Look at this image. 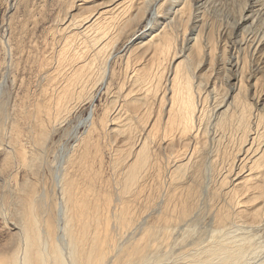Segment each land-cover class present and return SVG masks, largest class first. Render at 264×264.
Returning <instances> with one entry per match:
<instances>
[{
	"label": "bare ground",
	"instance_id": "bare-ground-1",
	"mask_svg": "<svg viewBox=\"0 0 264 264\" xmlns=\"http://www.w3.org/2000/svg\"><path fill=\"white\" fill-rule=\"evenodd\" d=\"M88 1L90 0H81L79 1V3L77 1L78 3L77 5H72L73 7L67 10V13L65 14L67 15L66 16L67 18L69 16L68 20L64 23L63 26L59 25L60 28L62 26L63 28L62 30H64L68 26H69L68 27L69 29L71 27L70 25H72V27L73 25H75L74 26L75 29L73 32V30H71L70 28L73 34L72 33L69 34V32L66 33V37L64 38L65 39L64 45L62 46V48L60 46L61 49L58 52L59 61H60L59 71L62 69L61 67L66 68V65L71 66V70L69 71L70 72L69 74L67 73V75L64 76L65 79L63 83L60 84L62 86L60 88V92L57 93L59 94L58 101H55V103L57 102V110L55 111L52 108V110L55 111L54 113H57V116H58L60 113L62 114V111L67 110L68 102L70 103V101L68 100L70 98H74L75 96L76 98L83 97L89 93L91 94V91L94 90L95 88L98 87V89H100L99 86H101V89H102L101 84H103V82L105 84V81H107L106 88L108 90L112 89L117 94L118 85L117 86L111 85L113 84L112 79H114L113 78L114 71L109 72L108 67H107L108 61H109L108 59L111 53L113 54V50L116 48V46L120 42H122L120 40H122L123 37H126L125 38L126 40L125 41L123 40L124 41L123 49H125L126 56L128 55V63L132 61V58L134 59L133 61L137 63V65L134 66L135 67L134 70L132 68H131L132 70H130L132 72L130 75L132 86L129 89H127L126 94L124 95L123 105H121L119 109L113 106V108L115 107L117 109L115 110L116 114L114 113L111 115L109 113L110 111L109 107H107L106 109L104 108L103 112H101V115L95 121L93 117L94 116L93 113L89 112L88 113L89 115L87 116V118L84 119V122H86L87 120L89 121V118L91 119V121L88 122L89 128L87 129V131H94L99 126L103 127L105 125L107 126L108 124L111 125L112 127H115L117 125V122L120 119V112L125 110V109L124 110L122 109L123 106H125L128 112V116L126 119H124L125 122L121 124L120 126L121 128L117 125L120 128L119 130H124L126 133H128V136L130 133H133V131H138V129L141 126L143 129L142 130L143 132L147 131L146 138L144 136L145 138L144 141L141 140L138 146L134 144L132 147L131 145L129 146L131 149L129 150L131 151L130 153L131 156L126 162V167H125L126 170L123 169L124 165L122 167L123 171H125V176H123L124 188L125 189L127 188L126 189L127 191L128 189H130V187L131 188L135 187L136 189H138L137 191H139L138 187L141 185L144 186L143 183L141 185L139 184L141 177L143 180H145L144 175L146 172L149 173L147 170L149 169L150 166H152V161H153L151 159V151H152L151 149L153 148L150 147L151 144L149 145V140L150 139L152 140V138L156 139L157 137L161 135L163 139H166V137L171 135L173 131L174 133L175 131H179L181 136L188 137V140L190 139V141L192 138L193 142H192L191 148L189 147L190 143L188 142V144L185 143L186 145H184L181 149H179V147H177L178 148L177 151L176 149H174L176 151L174 155L173 153L175 151L173 150L174 151L172 153L173 161L172 160L170 161L173 163L170 164L171 165L170 169L168 170L166 169V171L169 172L170 177L173 179L172 181L175 182L177 179L181 180L183 176L181 175L182 177L180 179V176L179 178H177L178 177L177 175L184 174L183 172L187 171L186 167L188 165L190 166L188 167V169L191 168V166L193 165H198V167L204 168L207 174L206 175L207 177H205L207 178V180L210 176L213 177V172L215 173V171H217L216 169H218L219 172H222V170L225 169L224 170L225 172L220 173V177L218 179L219 181L216 180L218 177L216 178V176L214 175L215 182L217 181L220 183V184L219 183L217 184L220 185L219 187H220V190H222L223 192L222 194L224 196V200L222 203V207L217 206L218 208H214L215 206L214 204H210L208 206L209 213L207 214H208L209 220L207 223L211 226L210 235L213 238L211 240L209 239L208 243L206 242L207 239H205V242L207 244L204 243L205 245L203 246L201 244L202 239L199 237H192L194 233L191 235L190 234L191 231H189L190 233L188 235L189 236L191 235V238L188 237L185 243L183 242L184 239L177 236L181 241L182 240L183 241L180 242V244L178 243L179 245L174 242L175 245L178 246L176 247L174 244H172L173 243L172 234L178 228L180 232L181 231L184 232V230L190 226L192 228L191 230L193 231L194 226L192 225H194L197 222V221L193 222V220L194 218L196 219V217H198V216H194L195 214H193L192 212L193 209L194 210L197 209V208L195 209V206L197 204L196 203L197 201L195 202L197 194L199 193V195L200 194L202 195L204 192L205 193L207 192L209 194L208 197H211V196L213 197V195L211 194L212 192H215V191H211V194H210L209 193L210 191L208 192V188H205V191H204V189L202 188L203 187L202 185L206 182L208 183L206 179H205L206 182L204 180V183L202 185L200 183L202 180L201 179L199 182L200 186L198 185V187L189 189L188 197L185 196L186 198L185 199L183 198V200L180 198L179 200H182V201L178 202L180 203L179 205L177 203L178 205L177 208L176 207L171 208V205L169 202H166V201L162 202L161 208L160 206H158L160 208L159 210H161V215L160 217L159 216L157 217L160 219L156 218L157 220V223H156V221L153 220L154 217L152 218L153 222L156 223L157 225L156 224L148 225L146 222L142 223L140 228L138 229L139 232L134 236H129V237L127 236L126 238L127 240H125L126 243L124 244L122 243V245L120 246V250L118 249V251H120L118 255H113L112 252L117 247L116 240L118 241L119 239L118 238L115 240V237L119 236L120 232L118 235L116 234L114 237L113 234H110L109 231L111 229L109 230L110 227L107 225L110 223V221H108L109 223H107V218H108L109 212L111 211L109 210V207L107 208V206L111 204L109 202L112 200L111 199L112 197L111 198L108 197L109 199H111L110 201L109 199L103 200V202L106 201L104 202L106 204V207L104 206V208H107V210H109V212H107V210L106 212H104L105 215L107 213L106 220L103 219L102 215H101L102 218H98L96 217L98 216V214L95 213L96 215H94L92 214L93 212H87V211H91L88 209L89 208L88 200L90 198L88 197L89 199H87V197L85 196L86 194L84 195L83 192L80 191L81 186L79 187V185H83V184H80L78 178L76 179L70 174L68 169L65 167L68 164L67 163L64 166L65 168L61 166L63 168V172L61 173V175L59 174L60 179H61L60 184H61L62 192L65 198V202H66V204L64 203L65 206L61 208V211H63L62 219L63 218L65 219L63 220L65 222H62V224L64 223L63 228L65 230V234L63 235L60 234L62 236V238H60L61 236H58L53 231L54 221L52 222L51 220H48V219H40V216L38 217L36 213L38 211H35L37 207L36 206L37 200H36V195H35L36 188L34 189L33 187L32 189H30L29 191L30 193L28 192L30 195L29 194L28 195L29 197L31 196V198L29 199V207H28L29 209L27 211L26 219L22 217L23 215L21 216V218H23V224H24L22 228L24 233L22 232V234H25V236L23 235L25 237L24 239L25 241H22V242H26V245L24 246L25 256L23 257V261H21V264L22 263L23 264H51V263L52 264H66L65 256H64L65 248L63 247L64 244H62V241L65 242L67 238H68V241H66L65 244L69 245L68 248L72 256V259H71L72 264H150V263L152 264L153 263L155 264H245V263L264 264V257L257 258L258 256H256L259 253L260 249L263 248L261 246L262 245L264 246L263 244L264 241L258 243L255 241L254 234L253 235H250L248 233L246 234L244 233L245 230L243 231V229L247 228L248 224L249 225L252 224V223L250 224V222L248 221L249 220L248 218L250 219L253 218V221L256 218L258 219L263 218L264 220V102H261V104H259L254 109L253 102L250 101V99L246 96L247 93H245V91L247 88L246 87L247 83L245 82L244 74H243L244 67H246L245 66L246 62H245V59L240 61V56H239L241 54L240 52L241 51L244 52L245 49H248V51H251L250 54L252 53L257 56H264V0H251V3L249 4L247 8L246 13H244L238 19L234 28L231 30L228 28L227 25H224V27L222 24L218 26L208 16V15H211V13L216 12V7H215L216 0H106V1L103 0L104 2H102L99 6H95V7L89 6ZM94 2L96 1L94 0ZM62 5H63V2H62ZM58 35H57L58 38L63 37V36H60V33ZM227 42L229 43L228 45H226ZM56 44L58 46V43ZM218 44H220V47L218 50H216L218 48ZM227 47L229 49V57L231 58V66L233 67V70L235 71V79H234L235 81L231 84V93L229 95L226 94L222 97L219 96V88H218L219 86L217 84L218 76L216 75L212 79L211 84L207 86L204 92H202L201 90H202V86L204 83L202 80L204 79V74L203 73L198 74V70L204 64H207V61L205 59V61L199 63L200 60L202 58H207L208 60L212 62L216 58H218V60L222 62L226 56ZM244 53H246V50ZM124 58H125V55H124ZM196 64H197V67H196ZM48 66L51 67L49 64ZM68 68L70 69V67ZM167 68H170L168 73H166V71L168 70ZM107 72H109V74ZM116 78L118 79V77ZM257 83H258V79H256L253 83L251 81V83H249L248 85L249 87L252 88L256 86ZM136 88L142 89L143 92L135 93V95L134 94L132 95V92ZM140 89H138L136 92H138ZM98 91L99 90H96L97 93ZM97 93H96V96H97ZM89 96L90 95H88V97ZM54 98L55 97H53V99ZM215 98H218L216 104L213 107L209 108V106L207 105V102L210 99H215ZM97 99L98 98H96V100ZM72 100L73 99H71V101ZM77 101H78V98H77ZM90 101H89V104H90ZM78 102L74 101L73 104L76 103L75 105H78L77 104ZM107 102H108V99H107ZM141 104L145 105L142 111L140 110ZM47 105H43V106L47 108ZM53 105L55 104H52V106ZM75 105H73V107H75ZM110 108H112V106ZM45 110L46 109L44 108H39L37 111H38V114L42 116L45 114L49 115L50 114L49 111H46L45 114L42 113ZM69 110L71 111V109H69L68 107L67 111L69 112ZM121 114L123 115V113ZM30 116L32 115L30 114ZM54 116L55 114L53 115V117ZM38 118L39 119L35 118V120L36 119L38 120V121L36 120L38 122L37 129L41 131L44 137L45 131L47 133L50 130V128H48L50 126L47 127L49 129V130L47 129L48 130L47 131L45 129L46 127L44 126L45 122L42 121L43 119L41 120L42 117L41 118L38 117ZM122 118H124V116ZM120 121L118 122V124L121 123ZM58 122H59L58 123L59 125L61 121H58ZM14 128H16V126ZM116 131L118 130L116 129ZM205 131H208L206 137L204 136V134L206 135ZM15 132H17V130ZM15 132H14V138L16 136ZM128 136L126 135V138ZM133 137H136V135ZM183 137H181V139ZM167 138L173 139L172 137H167ZM88 140L89 139H87V141ZM124 140L125 139H123V141ZM205 140L207 142H211V145H210L211 147L210 148L208 147V149H206L207 142H205ZM18 142H20V140H18ZM16 143L14 145H16ZM91 144L89 143V145ZM128 144L129 143L125 145L128 146ZM86 145L88 146V143ZM86 145H85V148H86ZM171 145L174 146L173 142ZM169 146L170 145H168V147ZM16 148H17L18 154L20 155V157H22L23 160L29 158L27 156V151H24L23 148L19 145V143L18 145H16ZM171 148L173 149V147ZM83 149H84V146H83ZM89 149L87 147V150ZM93 149L92 151H94ZM82 151L84 152V150ZM29 153L32 154V152H29ZM97 153H95V155ZM118 153H120V151ZM165 153L167 154V152ZM168 153H171V152H168ZM116 154H117V151L115 155ZM33 155L34 154H32L31 156ZM88 155L90 156V154ZM64 156H65V153L62 154V160L64 159ZM83 156H80V157H83ZM123 156L125 157V154ZM75 157L76 156H74V159ZM85 157L86 156H84V158ZM127 157L128 156H126V158ZM115 158L119 160V157L117 158V156H115ZM7 159L9 162L10 159L9 158ZM7 159L3 161L4 164L7 163L6 161ZM67 159H68L67 161L73 163L74 159H71V157H70V160H69V157H67ZM169 159L170 158H168V160ZM29 160L30 162L26 161L27 162L26 165L28 163L31 164L32 160L31 159ZM123 161L124 160H122V163ZM89 164L90 163H88V165ZM162 164H163V161H162ZM88 165L86 162V168L88 167ZM92 165H89V166H92ZM160 166L162 165L160 164ZM163 166H165V164ZM167 166L168 165H166L165 167L167 168ZM61 167H59L60 171L62 170ZM82 168H83V165H82ZM94 170L92 169V171ZM31 171H33V169ZM72 171H73V168H72ZM82 171L84 172V170ZM82 171H81V176H82ZM160 171L161 170L158 167L156 170H154V175L153 176L151 175V176L153 178L154 177L158 178L161 173ZM196 171H199V170H196ZM86 172L84 174L86 177H88L87 176L88 174L86 175ZM219 172H217L216 174H218ZM75 173L76 172H74V175ZM199 173L200 172H198L197 174ZM163 174L161 173V178ZM93 175H95L94 172L92 176ZM169 175L167 176L169 177ZM89 176H91V174ZM151 176H149L150 177L149 180L152 178ZM175 176H177L176 177L177 179L174 181ZM204 176H205V173H204ZM163 177H165V175H163ZM157 178H155L156 180L155 179L153 180L158 182ZM163 179L164 178H162V180ZM84 181L86 180L83 179V182ZM210 181L211 180H209V182ZM92 182L94 183V181ZM120 182L123 183L122 181L119 180V183ZM160 182H163V181H160ZM173 182L171 183L170 181L171 184L167 182L168 183L167 185H172ZM188 182H190V180H188ZM212 182L214 181L212 180ZM228 182H229V185L225 187V184ZM209 184L207 185L208 187H209ZM147 185L145 184V186ZM150 185L151 183L149 184V186ZM163 186L165 185L163 184ZM175 186L172 185L171 187H175ZM187 186L188 185L185 184L186 190L189 188V186L188 188ZM171 187L170 189L172 190ZM124 188L122 191H125ZM181 189L183 188L181 187ZM132 190L134 191V189ZM132 190L131 191L129 190V191L132 192ZM155 191L157 190L155 189ZM173 191L169 190V192L170 193L172 192V193L169 196L167 195L169 197V199L167 198L168 200L172 201L173 199L177 197V195L179 196V194H177L176 191L174 192ZM84 193H86V190ZM120 193L122 194V192ZM141 193L142 192L140 191V194ZM81 194H83L86 197V199L84 197H81ZM105 194L106 196L104 198H106L109 195V193L108 194L105 193ZM137 194L139 197V193ZM137 194H136V197H137ZM109 196H111V194ZM94 198L95 199L97 198V201L101 203V200H98L100 197L98 198V196L97 197L95 196ZM94 198H93V202H95V204L98 205L97 201H95ZM101 198L103 199V197ZM134 198L135 197H133V199ZM156 199L154 200L156 201ZM176 199L178 200V197ZM209 199H210L209 200L210 202L212 198H209ZM220 199H222V197ZM107 203H109V205H107ZM134 203L136 205V202L133 201L132 204ZM212 203H214L213 199H212ZM132 204H130V206H132ZM139 204L140 203H138V205ZM23 206L26 208L25 205ZM121 206H119V208ZM137 206L135 207L136 211H137ZM156 206L154 205V207ZM119 208H117L116 212H119V211L121 212V210L123 209V207L121 210ZM127 208L128 206L126 207V210H123V212L120 213V220H118L120 221V228L122 229L124 227L127 228L132 223H136V221L133 222V220L135 219L133 216L134 214L138 215V213L134 212L133 214L131 212L132 215L130 216L131 214L130 213L128 216L129 210H127ZM130 208L133 209V207H129L128 209ZM148 209L150 208L148 207ZM176 209H177V212H176ZM173 210H175L174 212L176 214L175 213L172 214ZM102 211H104V209ZM101 212L99 211L98 213H101ZM89 213H91V215H94L96 218L93 216L95 219L90 220ZM139 215H141V211ZM118 216L119 214H117V219H118ZM141 216L144 217L143 215ZM177 219H180L179 221H184L183 224H181L178 221V224H180L179 227H177L178 225L175 222ZM136 220H140V219H136ZM92 221L93 223H95L94 224L95 228L93 229L92 227H90ZM147 221L151 222L150 219ZM158 221H160V223H158ZM187 221H189V223H187ZM191 221L193 222L192 225H190L192 223ZM153 222L151 223L154 224ZM245 222L246 223L249 222V223L246 224ZM256 222L258 223L259 221H256ZM256 222L254 224H257ZM228 224L229 226L232 225L233 228L232 227L228 228L227 227ZM18 225L20 226V228L22 227L20 223H17V226ZM58 225L59 224H56L57 227ZM134 225L135 224H132V227ZM91 226H93V224ZM128 228L129 230L131 229L130 227ZM205 228H207V226ZM22 229L20 231H22ZM132 229H134V227ZM202 230H203V227H202ZM239 230L243 232H238ZM212 231H215L216 233L213 234ZM121 232H124V230ZM44 234L46 236H44ZM121 235L122 234H120V236ZM183 235L186 236V234L184 233ZM183 235H180V236L183 237ZM175 238L176 237H174V239ZM120 239H123V238L121 237ZM170 244L172 245L171 247L169 246ZM199 244H200V247H199ZM173 245L175 246L174 248H177V249H175L174 253H172L175 256L171 257L170 252H173L172 251ZM2 248L4 249V247ZM12 249H11V252H12ZM13 250H15V248ZM15 251H13L12 254L10 252L11 255L9 256L8 255L4 256L2 254L4 252L1 250L0 251L1 252L0 253V264H19L20 262L19 255ZM115 251L117 250L115 249Z\"/></svg>",
	"mask_w": 264,
	"mask_h": 264
},
{
	"label": "rangeland",
	"instance_id": "rangeland-1",
	"mask_svg": "<svg viewBox=\"0 0 264 264\" xmlns=\"http://www.w3.org/2000/svg\"><path fill=\"white\" fill-rule=\"evenodd\" d=\"M71 1H72V3H71ZM74 1L73 0H60V1L59 0H0V249L4 253L6 252L5 254L2 253L4 256L5 255L9 256L12 254L13 251L16 250L15 252L19 255V261H20L19 264H21V261H23V257L25 256L24 255L25 254L24 253V246L26 245V242H22V241H25L24 240L25 234H22V232H23L22 228H23L24 224H23V218H21V216L23 215L22 217H24L26 219L27 211L29 209L28 208L29 207V199L31 198V196L29 197V195H30L29 191L33 187H34V189L36 188L35 195H36V200H37V204H36L37 207H36L35 211H38V212H36L38 217L40 216V219H48V220H51L52 222L54 221L53 222V224H54L53 231L58 236H61L60 234H62V235L65 234V230L63 228L64 223L62 224V222H65V221H63L65 219L64 218L62 219L63 211H61V208L65 206L66 202H65V198H64V195L62 192V188H61V184H60L61 179L59 176V174L61 175V173L63 172V168H65V167L68 169V171L70 172V174L74 178H76V179L78 178L80 184H83V185H79V187L81 186L80 191H82L84 195L86 194L85 196L87 197V199L90 198L89 199L90 201L88 200V203H89L88 209L91 211H87V212H93L92 214H94V215L98 214V216H96V217H98V218L103 217V219L106 220L107 213L105 215L104 212H106L108 207H109V210H111L110 211L111 213L109 212V210H107V212H109V214H108L109 220L107 218V223H109L108 221H110V223L107 225L110 227L109 230L110 229L112 230V231L110 230L109 232H110V234H113L114 237L116 234L118 235L119 232H120V234H122L121 236L119 234L120 237L119 236L115 237V240L119 238L118 241L116 240L117 247L119 244L120 245L118 248L117 247L115 248L117 251H115V249H114V251L112 252L113 255H118V253L120 252V251H118V249L120 250V246L122 245V243L123 244L126 243L125 240H127L126 239L127 236L128 237L134 236L139 232L138 229L140 228L142 223L146 222L148 225L149 224L155 225L157 223L156 218L160 219L157 216L160 217V215H161V210H159V209L161 208L162 202H164V201L169 202L171 205V208H174V207L177 208L178 205L180 204L178 202H181L183 200V198L185 199L186 197H188L189 189H192L194 187H198V185L200 186L199 182L201 179H202L200 182L201 185L204 183L205 179L207 180V178H205V177H207L206 176L207 174H206L204 168L198 167V165H193V166H191V168L188 169V167H190L188 165L186 167L187 171L183 172L184 174H180V175H177L178 177L177 176L174 177V181L177 178H179V176H180V179L182 176L185 179L182 178L181 180L177 179L175 182L172 181L173 179L170 177L169 172L166 171V169L168 170L171 168L170 164H172L173 162H170V161L172 160V157H173L172 153L175 151L174 149H176V151H177L178 150L177 147H179V149H181L184 145L188 144V142L190 143L189 147L191 148L192 142H193L192 138L190 141V139L188 140V137L181 136L179 131H175V133L173 131L172 133H173L174 137H173L172 133H171V135L167 136V137H172L173 139L167 138V137H166V139H163V137L161 135V136L157 137L156 139L152 138V140L151 139L149 140V145L151 144L150 147L153 148V149H151L153 151V152L151 151V159L153 161H152V166H150L149 169L147 170L149 173L146 172L144 175L145 180H143L141 177L139 184L141 185L143 183L144 186H142V185L139 186L138 187L139 191H137L138 189H136L135 187H132V188L130 187V189H128V191H127L126 190L127 188L126 189L124 188L123 176H125V171H123V169L126 170V168H125L126 162L129 159V157L131 156L130 155L131 151H129L131 149L129 146L131 145V147H132L133 144L138 146L140 144L141 140L142 141L145 140L146 135H147V133H146L147 131L143 132L142 131L143 129L141 126L138 129V131H133V133H130L128 136V133H126L124 130H119L121 128L120 127L121 124L123 122H125L124 119H126L128 116V112H127L125 106H123V108H122L123 110L125 109L124 110L125 112L121 111L120 112V119L118 118L119 121L122 119L123 120L120 121L121 123H119V124H118L119 121L117 122V125L120 128L117 125L115 126L116 127L115 128V127H112L111 125L108 124L107 126L105 125L103 127L99 126L94 131H87V129L89 128L88 122L91 121V119L89 118V121L87 120L86 122H84V119L87 118V116L89 115L88 113L89 112L93 113V115H94L93 117H94L95 121L101 115V112H103L104 108L106 109L107 107H109V110H110V111L108 110L109 113L111 115L114 113L116 114L115 110L119 109L121 107V105H123L124 95L126 94L127 89H129L132 86V81L130 78V75L132 72L130 70H132V69L134 70V68H135L134 66H136L137 63L135 61H133L134 60L133 58H132V61L130 63H128V55L126 56L125 49H123V47H124L123 43L126 40L125 39L126 37H123V39L120 40L122 42H120L116 46V48L113 50V54L111 53V55L109 56V59H108L109 60L108 66H107L108 70H109V72L114 71V77H113L114 79H112L113 84H111V85H114V86L118 85L117 94L112 89L108 90L106 88V85H107L106 82L107 81H105V84H104V82H103V84H101L102 89H101V86H99L100 89H98V87L95 88L94 90L91 91V94L89 93L86 96L77 97L79 102L77 101L76 96L74 98H70L68 100V101H70V103L68 102V107H69V109H71V111L69 110V112H68L67 111L68 107H67V110L62 111L63 115L60 113L57 116V113H54L57 110V102L55 103V101H58V95L59 94H57V93L60 92V88L62 86L60 84L63 83V81L65 79L64 76H66L67 73L69 74L70 73L69 71L71 70V66L66 65V68L61 67L62 69L59 71L60 61H59V55H58L59 53L58 52L62 48V46L64 45V42H65L64 38L66 37V33L69 32V34H71V33L73 34L74 29H75L74 28L75 25H73V27H72V25H70L71 26L70 28H71V30H73V32L70 30V28L68 29L69 26L66 27L67 29L65 28L66 31H65V29L62 30L63 29L62 26L64 25V23L69 18V16L67 18L66 17L67 15H65L67 13V10L72 8L73 7L72 5H77L79 3V1H81V0H74ZM77 1H78V3H77ZM95 1L96 2H94V0L88 1L89 2L88 5L91 7L99 6L102 2H104L106 0H104V1L103 0H95ZM62 2H63V5H62ZM91 2H93V3H91ZM250 3H251V0H216V2H215L216 12L211 13V15H208V16L218 26H220L221 24L223 25V27H224V25H227L228 28L231 30L234 28L238 19L244 13H246L247 8H248ZM67 5H69L70 7ZM60 14H62V15H60ZM55 17L57 19L58 18L59 19L57 20ZM58 23H60V24H58ZM134 24H136V23H134ZM59 25H62L61 28ZM57 26H58V28H57ZM57 33L58 34L60 33V36H63V37L58 38L59 35ZM61 34H63V35H61ZM56 43H58V46ZM50 44H51V46H50ZM228 44L229 43L227 42L226 45H228ZM60 46H61V48H60ZM219 47H220V44H218V48L216 50H218ZM245 50H246V53H244ZM245 50H244V52L241 51L240 52L241 54L239 53L240 54L239 55L240 61L245 59V62H246V64H245L246 67H244V73H243L245 82L247 83V85H246L247 88H246L245 93H247L246 96L250 99V101L253 102L254 109H255L259 104H261V102H264V56H257V55L252 54V53L250 54L251 51H248V49H245ZM243 53H244V55H243ZM124 55H125V58H124ZM251 55H252V57H251ZM205 59L207 61V64H204L198 70V74H201V73L204 74V79L202 80L204 83H203L201 91L204 92L206 90L207 86H209L211 84L212 79L216 75V76H218L217 84L219 86L218 87L219 88V96L222 97L226 94L229 95L231 93V84L235 81L234 80L235 79V71L233 70V67L231 66V58L229 57L228 47H227L226 56L222 62H220L218 60V58H216L212 62L210 60H208L207 58H202L199 63L205 61ZM48 64L51 67H49ZM68 67H70V69ZM196 67H197V64H196ZM207 68H208V70H207ZM167 69L168 70L166 71V73L169 72L170 68H167ZM125 70H126V72H125ZM109 72H107V73L109 74ZM127 72L129 73V75ZM52 76H54V77H52ZM116 77H118V79ZM128 77H129V79H128ZM61 79H63V80H61ZM127 79H128V81H127ZM256 79H258L257 85L252 87V88L249 87L248 84L251 83V81L253 83ZM51 82H52V84H51ZM58 85H59V87H58ZM122 87H124V88H122ZM138 89H140V88L134 89V91L132 92V95L133 94L135 95V93L143 92L142 89H140L138 92H136ZM96 90H99L98 93L96 92ZM53 91H54V93H53ZM102 91H103V93H102ZM96 93H97V96H96ZM108 93L110 94V96ZM93 94H94V96H93ZM88 95H90V96L88 97ZM53 97H55V98L53 99ZM85 97H86V99H85ZM109 97L110 98L112 97L115 101L112 98L110 99ZM96 98H98V99L96 100ZM71 99H73V100L71 101ZM107 99H108V102H107ZM217 100H218V98L210 99L207 102V105L209 106V108L213 107L216 104ZM74 101L78 102L77 103L78 105H75L76 103L73 104ZM89 101H90V104H89ZM52 104H55V105L52 106ZM43 105H47V108ZM73 105H75V107H73ZM111 106H112V108H110ZM113 106H115L117 109L115 107L113 108ZM140 107L142 108V109L140 108V110L142 111L144 109L145 105L141 104ZM39 108L46 109L44 112H42L43 114H45L46 111H49L50 114L49 115L45 114L43 116L38 114L37 110ZM52 108L55 111L52 110ZM25 112H26V114H25ZM28 113H30L32 116H30V114H28ZM53 113L55 114V116H54L55 118L53 117V115H54ZM121 113H123V115ZM66 115H68V116H66ZM123 116H124V118H122ZM38 117H40V118L42 117L41 120L43 119L42 121L45 122L44 126L46 127L45 128L46 130L48 128H50V130L48 129L49 131L47 130L48 131L47 133L45 131L44 137H43L41 131H39V129H37L38 128V122H37L38 120L37 119H39ZM35 118H37L36 119L37 121L35 120ZM33 119H34V121H33ZM57 120L61 121L59 125H58L59 122ZM109 123H111V122H109ZM14 125L16 126V128H14L15 127ZM56 125H58V126H56ZM48 126H50V127H48ZM110 127H112V128H110ZM13 128H14V130H13ZM113 128H114V130H113ZM106 129H108V130H106ZM116 129L118 131H116ZM16 130L18 133L15 132ZM99 130H100V132H99ZM20 131H22L23 134ZM14 132L16 134V136H15L16 140L14 138ZM176 133H178V134H176ZM205 133H206V135L204 134V136L206 137L208 131H205ZM33 134H34V136H33ZM39 134H40V136H39ZM132 134H134V135H132ZM138 134H140L141 136ZM85 135H86V137H85ZM126 135L128 136L127 137L128 139L126 138ZM135 135H136V137H133ZM123 136H125V137H123ZM144 136H145V138H144ZM33 137H34V139H33ZM181 137H183V138L181 139ZM87 139H89V140L87 141ZM123 139H125V140L123 141ZM133 139H135V140H133ZM18 140H20V142L22 144L20 142H18ZM174 140H175V142H174ZM177 140H179V141H177ZM168 141L169 142L171 141L170 142L171 144L173 142L174 146L171 145ZM13 142H15V143L17 142L16 145H18V143H19V145L23 148V150L27 151V156L29 157V158H27L28 160L27 159L23 160L22 157H20V155L18 154L16 145H14L15 143H13ZM132 142H134V143H132ZM135 142H137V143H135ZM205 142H207V141L205 140ZM87 143H88V146L86 145ZM89 143L90 144L92 143V144L89 145ZM127 143H129L128 146L125 145ZM166 143H168V144H166ZM84 144L86 145V148H85ZM168 145H170V146L168 147ZM210 145H211V142H207L206 149H208V147L210 148L211 147ZM13 146H15V147H13ZM83 146H84V149H83ZM118 146H119V148H118ZM158 146H160V147H158ZM166 146H167V148H166ZM87 147H88V149L89 148L90 149L87 150ZM171 147H173V149ZM121 148L123 150L124 149L125 150L123 151ZM92 149L94 151H92ZM29 150H31V151H29ZM82 150H84V152ZM126 150L128 151V153ZM97 151H98V153H97ZM116 151H117V154L115 155ZM119 151H120V153H118ZM125 151L127 154L125 153ZM176 151L173 153V155L176 153ZM29 152H32V154H34V155L31 156L32 154H30ZM94 152L97 154L95 155ZM165 152H167V154ZM168 152H171V153H168ZM63 153H65V156H64V159L62 160V154ZM163 153H165V154H163ZM88 154H90L91 157ZM124 154H125V157L123 156ZM161 154H162V156H161ZM69 155H71V156H69ZM83 155L86 156L85 157L86 159L84 158ZM119 155L120 156L122 155L123 158H122V156L120 157ZM74 156H76L78 158L75 157V159H74ZM80 156H83V157H80ZM115 156H117V158L119 157V160L121 162L118 159H116ZM126 156H128V157L126 158ZM156 156L159 158H157ZM160 156L162 159L160 158ZM67 157H69V160H70V157H71V159H74L73 163L67 161L68 160ZM7 158L10 159L9 162H8ZM90 158H92V159H90ZM93 158H95V159H93ZM168 158H170V159L168 160ZM5 159H7L6 160L7 163L5 162L6 164H4V162H3V161H5ZM29 159L32 160L31 164L28 163L26 165L27 162H30ZM77 159H78V161H77ZM83 159L85 162L83 161ZM80 160H81V162H80ZM90 160H91V162H90ZM117 160L119 161V163ZM122 160H124L123 163H122ZM156 160L157 161L159 160V161L157 162ZM162 161H163V164H162ZM86 162H87V165H88V163H90L89 165H92V164L93 165L92 166L88 165V167H87L88 169H87L86 168ZM62 163L63 164L65 163V164L63 165ZM121 164H122V166H121ZM153 164H155L156 166ZM160 164L162 166H160ZM164 164H165V166L168 165L167 168L165 166H163ZM82 165H83V168H82ZM123 165H124V167H123ZM71 166L73 168V171H72ZM59 167L62 168L61 171H60ZM122 167H123V169H122ZM158 167L161 170L160 172L162 174L164 173L163 175H165V177H167V178L163 177V175H162V178H164L162 180L161 173H160V176L158 177L159 179L157 177H154V178L152 177L154 175V170H156ZM70 168H71V170H70ZM80 168H82V169H80ZM94 168H95L96 172H95ZM32 169H33V171H31ZM92 169L94 171H92ZM80 170L81 171L84 170V172L82 171V176H81ZM196 170H199V171H196ZM216 170L217 171H215V173L213 172V177L210 176L208 178V180H207L208 183L205 180V182L207 184L204 183L205 185L204 184L202 185L203 186L202 188L204 189V191H205V188H208V192L210 191L209 192L210 194H211V191H215V192H212V194H211V195H213L215 200L212 196L208 197L209 194L207 192L206 193L204 192L202 195L200 194L201 196L199 195V193L197 194L196 200H195V202L197 201L195 209L196 208L197 209L196 210L193 209L192 212H193V214H195L194 216H198L199 218L198 217H196V219L194 218L193 222L197 221L194 225H192L193 222L191 221L192 223L190 225L194 226L193 231L191 230L192 229L191 226L187 227V229H185L187 231H185V230H184V232L181 231L182 234H181L179 228L176 229L175 232H173L172 237H173V239H174V237H176L177 239L176 238L174 240L172 239V242H173L172 244H174V245H175V243L180 244V242L183 241V240L181 241L178 237L184 239L183 242L185 243V241L188 239V237L191 238V235L193 233H194V235H192V237H199L202 239V243H201L202 246L207 244L209 239L211 240L213 238L210 235L211 234V231H210L211 226L207 223L209 220V217L207 214V213H209L208 206L210 204H214L215 205L214 208H218L220 206L222 207V203L224 200V196L222 194L223 192H222V190H220V187H219L220 183L217 181H219L218 179L220 177V173L225 172L224 171L225 169L222 170V172H219L218 169H216ZM74 172H76L75 173L76 177L74 175ZM85 172H86V175L88 174L87 176L90 177L91 179L85 176V174H84ZM93 172L95 175L92 176ZM121 172H122V174H121ZM198 172H200V173L197 174ZM217 172H219V173L216 174ZM186 173H188V174H186ZM204 173H205V176H204ZM90 174H91V176H89ZM148 174H150V175H148ZM167 175H169V177ZM214 175L216 176V178L218 177L216 179L217 180L216 182L214 179L215 178ZM84 176H85V178H84ZM149 176L152 177L150 180H149V178H150ZM92 177H93V179H92ZM99 177H100V179H99ZM155 178H157L158 182L155 181L156 180ZM210 178H212V179H210ZM83 179L86 181L83 182ZM153 179H155V180H153ZM115 180H116V182H115ZM119 180L122 181L123 183L120 182L121 183L120 184ZM169 180L171 181V183L173 182V184H172L173 186H175V185L176 186L171 187L172 185H167L168 183L171 184ZM188 180H190V182H188ZM195 180H197V181H195ZM209 180H211V181L209 182ZM212 180L215 183L212 182ZM92 181H94V183ZM160 181H163V182H160ZM36 182H37V184H36ZM91 182H92V184H91ZM150 183H151V185L149 186ZM161 183H163L165 186H163V184H161ZM177 183H178V185H177ZM193 183L197 186H195ZM217 183H219V184H217ZM35 184H36V186H35ZM145 184L146 185L148 184V185L145 186ZM152 184H153V186H152ZM157 184H159V185H157ZM181 184H183V185H181ZM185 184L189 186V188L187 186V188H188L187 190L185 188ZM208 184H209V187L207 186ZM214 184L216 185V187ZM228 185H229V182L225 184V187H227ZM98 186H100V187H98ZM170 187L172 188V190L170 189ZM181 187L183 189H181ZM210 187L212 190L210 189ZM99 188H100V190H99ZM123 188L125 189V191H122ZM143 188H144V190H143ZM132 189H134V191ZM155 189L157 191H155ZM218 189H219V191H218ZM85 190H86V193H84ZM129 190L130 191L132 190V192H130ZM160 190H162V191H160ZM169 190L170 191L174 190V191H176L177 194H179L180 197L177 195L178 200L176 199L177 197L175 199H173L172 201L168 200L169 199L168 196L172 193V192L170 193ZM140 191L142 192L141 194H140ZM147 191L149 194L147 193ZM120 192H122V194ZM94 193H96V194H94ZM105 193H107V194L109 193V195L111 194V196L108 195L106 198H104L106 196ZM137 193H139V197H138ZM218 193H219V195H218ZM83 194H81V197H84L86 199V197ZM136 194H137V197H136ZM140 195H141V197H140ZM153 195H155V196H153ZM95 196L96 197L98 196V198L103 197V199L102 198L98 199V200H101V203L103 202V200H106V199H109L112 197L111 198L112 200L109 199V201L111 200L112 202L110 201L109 203H111L113 206L111 204L109 205V203H107V205H109V206H107V208H104V206L106 207V204L104 203L106 201H104L101 204L99 201H97V198L96 199L94 198ZM202 196H203V198H202ZM133 197H135V198L133 199ZM156 197H157V199H156ZM221 197H222V199H220ZM93 198L95 199V201H97V204L99 206L96 205L95 202H93ZM140 198H142V199H140ZM145 198H146V200H145ZM153 198L156 199V201ZM180 198L182 200H179ZM209 198H212L214 203H212V199L209 202V200H210ZM120 199H121V201H120ZM127 200L128 201L130 200V201L128 202ZM137 200H139V201H137ZM133 201L136 202V205H135V203L132 204ZM143 201H145V202H143ZM216 201H217V203H216ZM138 203H140V204L138 205ZM145 203H146V205H145ZM150 203H152V204H150ZM177 203H178V205H177ZM91 204H92V206H91ZM103 204H105V205H103ZM119 204H121L122 206ZM130 204H132V206H130ZM23 205H25L26 208ZM154 205L155 206L157 205V206L154 207ZM119 206H121V207L119 208ZM127 206H128V208L133 207V209L127 208V210H129L128 216L131 212L133 214H134V212L138 213V215H139L140 211H141V215L144 216V217H142L141 215L138 216L137 214H134L133 217L135 219L133 220V222L136 221V223H132V224H135L133 226L134 229H132L133 228L132 224H130V226H128L130 228L132 227L130 230L128 227L127 228L124 227L123 229L120 228V221H118V220H120V213L123 212V210H126ZM136 206H137V211H139V212L136 211V208H135ZM158 206H160V208ZM97 207H98V209H97ZM99 207H100V209H99ZM101 207H103V208H101ZM122 207H123V209H122ZM148 207L150 209H148ZM117 208H119L120 210L122 209L121 212L119 210H118L119 212H116ZM141 208L143 209V211ZM93 209L95 210V212ZM101 209L102 210L104 209V211H102ZM157 210H159V211H157ZM23 211H24V213H23ZM99 211L100 212L102 211V212L98 213ZM147 211H149V212H147ZM174 211L175 210H173V212L171 211L172 214L175 213ZM13 212H14V214H13ZM114 212H116V213H114ZM176 212H177V209H176ZM196 212H197V214H196ZM132 213L130 214V216L132 215ZM142 213H144L145 215ZM56 214H57V216H56ZM117 214H119L118 219H117ZM94 215H91V213H89V217H90L89 219L90 220L95 219L96 217ZM101 215H102V217H101ZM150 216H152V217H150ZM91 217H93V218H91ZM152 218L154 221H156V223L153 222ZM20 219H22V220H20ZM136 219H140V220H136ZM149 219L154 224H152L150 221H147ZM248 219L247 220L250 222V224L251 223L252 224L249 225L248 224L249 222H247V223L245 222L246 224H248V226L246 229H243V231L245 230L244 233H246V234L248 233L250 235L254 234L256 242H258V243L263 242L264 241V220H263V218H260V219L256 218L254 221H253V218H251V219L248 218ZM179 220L180 219H177L175 221L176 224L178 225L177 227H179V225H180V224H178ZM204 220H205V222H204ZM137 221H138V223H137ZM200 221H201V223H200ZM256 221H259L258 222L259 224ZM179 222L181 224L184 223V221H179ZM198 222H199V224H198ZM255 222L258 225L254 224ZM17 223H20V225L23 224L22 227L20 228L19 225L17 226ZM24 223H25V221H24ZM158 223H160V221H158ZM187 223H189V221H187ZM56 224H59L58 227L56 226ZM92 224L94 227L91 226ZM94 224L95 223H93V221H92V223L90 225V227H92V229L95 228ZM202 224H203V226H202ZM61 226L63 229L61 228ZM118 226H119V228H118ZM206 226H207V228H205ZM202 227H203V230H202ZM227 227L233 228V226L232 225L229 226V224ZM21 229H22V231H20ZM118 229H119V231H118ZM123 230H124V232H121ZM189 231H191V233ZM243 231L239 230L238 232H243ZM183 233L186 234V236L183 235ZM189 233L191 234L190 236L188 235ZM212 233L215 234L216 232L212 231ZM180 235H183V237ZM44 236H46V235L44 234ZM121 237L123 239H120ZM202 237H204V238H202ZM60 238H62V236ZM205 239H207V241H206L207 243L205 242ZM178 240H179V242H178ZM66 241H68V238H67V240H65V242ZM18 242H19V244H18ZM65 242L62 241V244H64L63 247L65 248V250H64L65 261H66V264H72V260H71L72 256H71L70 250L68 248L69 245L65 244ZM174 245H173V249L170 248L173 251V252H170L171 255L169 254L171 257L175 256L172 253H174V250L177 248H174V247L175 246L178 247L177 245H175V246ZM169 246L171 247L172 245L170 244ZM2 247H4L5 251ZM199 247H200V244H199ZM261 247H263V248H261L259 253L256 255V256H258L257 258L264 257L263 256L264 255V246L262 245ZM12 248L13 249L15 248V250H13ZM11 249H12V252H11ZM168 250H169V248H168ZM10 252H11V254H10ZM68 254L70 257L68 256ZM68 257L70 260L68 259ZM150 264H152V263H150ZM153 264H155V263H153ZM245 264H247V263H245ZM248 264H250V263H248Z\"/></svg>",
	"mask_w": 264,
	"mask_h": 264
}]
</instances>
